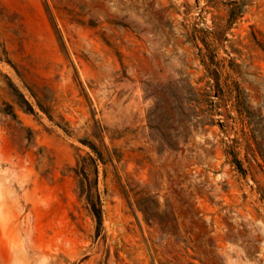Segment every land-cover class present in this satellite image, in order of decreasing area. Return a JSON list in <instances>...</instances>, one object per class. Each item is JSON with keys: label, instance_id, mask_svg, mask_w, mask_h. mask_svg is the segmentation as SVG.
<instances>
[{"label": "rangeland", "instance_id": "rangeland-1", "mask_svg": "<svg viewBox=\"0 0 264 264\" xmlns=\"http://www.w3.org/2000/svg\"><path fill=\"white\" fill-rule=\"evenodd\" d=\"M0 264H264V0H0Z\"/></svg>", "mask_w": 264, "mask_h": 264}, {"label": "trees", "instance_id": "trees-1", "mask_svg": "<svg viewBox=\"0 0 264 264\" xmlns=\"http://www.w3.org/2000/svg\"><path fill=\"white\" fill-rule=\"evenodd\" d=\"M12 85V84H11ZM15 91L17 92L18 97L22 101L23 104L27 106V109L25 111H32L31 106L25 101L23 95L13 86ZM16 105L17 102H15ZM37 105L40 109L41 106L37 102ZM21 107L20 105H18ZM43 111V110H42ZM12 113V112H11ZM14 115V114H13ZM92 153H94L95 157L88 155L87 160L90 164V166L93 167V175L97 176V161H101L100 154L96 152L95 148L93 146H88ZM80 174L82 175L83 179L80 181L81 184V192L80 194L84 197L87 206L89 207L90 213L93 215L97 223H100L101 221V210H100V202H99V196L96 189V181L93 180L90 181L88 177L85 174V168L83 165L79 166Z\"/></svg>", "mask_w": 264, "mask_h": 264}]
</instances>
